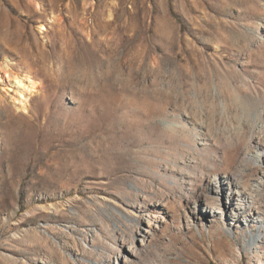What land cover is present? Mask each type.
Instances as JSON below:
<instances>
[{"label": "rangeland", "instance_id": "374dc122", "mask_svg": "<svg viewBox=\"0 0 264 264\" xmlns=\"http://www.w3.org/2000/svg\"><path fill=\"white\" fill-rule=\"evenodd\" d=\"M5 60L0 264H264V164L211 185L264 138V0H0Z\"/></svg>", "mask_w": 264, "mask_h": 264}, {"label": "bare ground", "instance_id": "6f19581e", "mask_svg": "<svg viewBox=\"0 0 264 264\" xmlns=\"http://www.w3.org/2000/svg\"><path fill=\"white\" fill-rule=\"evenodd\" d=\"M2 73L0 75V80L3 81V78H7L8 81H12L13 84L21 90H26L28 92H32L34 90H36L37 88V82L36 80L27 72H23L21 70L15 69L13 67V64L9 61V60H5L2 64ZM19 97H18V103L20 108H25L26 107V101L23 97H22V91H20L19 93ZM262 142H258L256 149L253 151V153H247L244 155L242 161L238 164L237 169H236V173H231L228 175H225V177L222 179L217 178V181L214 183V180L212 181L213 185V190L215 191V194L217 196V200L220 202V200L218 199V197L220 196V191L221 189H223V186L227 185L229 187V190L231 192V189H233L236 195H239L238 193H236V189L238 187H240L241 184H244L245 181L243 180L244 177L242 176L244 170L246 169V167L248 166V161H254L253 163H256L257 165H262L264 164V138L262 139ZM260 141V140H259ZM255 182H257V185H255L257 188L261 187L262 185V179L259 177ZM216 196L214 197V204L216 202ZM213 197H210L213 199ZM239 199L242 198V200H246L245 201V205L246 207H238L235 206L234 204H230V206L232 207V210H237L239 216H241L244 212H246L244 209H248L250 204H252V199H248V198H244L242 195L238 196ZM244 198V199H243ZM211 199V200H212ZM237 198V200H239ZM243 203V202H242ZM244 204V203H243ZM241 204V205H243ZM215 206L213 207H201L200 211L203 214H209L211 216H216L218 214V212L216 211V209H214ZM221 214V213H220ZM245 218V217H244ZM246 220V218H245ZM248 222V220H246ZM257 222V220H255ZM255 236L253 235L252 238H254Z\"/></svg>", "mask_w": 264, "mask_h": 264}]
</instances>
